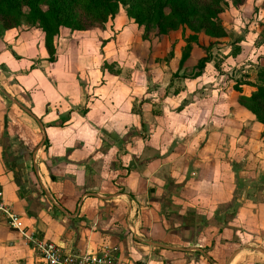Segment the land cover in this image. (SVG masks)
<instances>
[{
  "label": "crops",
  "instance_id": "1",
  "mask_svg": "<svg viewBox=\"0 0 264 264\" xmlns=\"http://www.w3.org/2000/svg\"><path fill=\"white\" fill-rule=\"evenodd\" d=\"M32 35L0 33V185L28 233L75 254L112 251L123 264L264 262L254 254L264 240V178L255 174L264 161L262 145L250 142L259 128L250 113L237 103L223 110L218 94L194 95L208 78L180 79L192 57L168 69L152 47L126 80L96 57L118 54V36L79 43L82 66L68 40L55 42L49 62L44 39L34 45ZM0 264H41L2 214Z\"/></svg>",
  "mask_w": 264,
  "mask_h": 264
},
{
  "label": "rangeland",
  "instance_id": "2",
  "mask_svg": "<svg viewBox=\"0 0 264 264\" xmlns=\"http://www.w3.org/2000/svg\"><path fill=\"white\" fill-rule=\"evenodd\" d=\"M224 1L226 6H223V12L218 15L216 20L217 26L224 30V35L221 38H210L204 36L203 32L195 33L188 28H185L184 30L178 29L176 31H169L166 36H160V39H158L159 41H156V29L154 25L144 24L138 26L133 18L138 17L139 14H144L143 11L147 8L148 2L144 5L145 0L144 2L143 0H127V2H130L133 5H126L121 2L115 18L113 20H108L103 26H92L84 31L64 27L60 28L57 37L54 38V46L55 42L58 46V42L59 40L61 41V39L68 40L70 46L69 53L71 58L74 57L72 58V62H77V64L79 63L82 65L84 63V58L79 57L80 61H77V49L79 43L84 40L88 41L89 39L99 43H104L106 41L110 42L111 39L113 40L118 36L119 41L116 43L120 45L116 47V52H118V54L114 55L115 52L113 50L109 51V48H105L99 50L96 57L101 53L99 60L102 62L101 68L103 72L104 70H107L112 73L117 72L118 74H121V71L125 70L126 74L124 73V78L126 75V80L131 78L134 80L138 77L136 73L143 70L144 63L150 58L149 50H151L152 47H158V51L160 52L154 56V63H160L162 64V67L168 66L169 69L170 64L177 62L181 58L188 36L196 34L199 38L198 44H202V46H209L211 44L209 49L211 63L207 69L205 68L202 70V74H204L203 78L205 75L206 78H208L206 84L201 87H194V95L198 93V98H203L204 96L218 94V96H215V99L216 101L223 99V107H225L223 110H226L227 108L231 110V108L235 106V103L240 106L238 102V97L240 95L251 96L252 92L256 90V87L260 85L258 74L264 67V0H241V3H237L236 0ZM142 5H144V10L139 12L133 10L132 18L128 15L125 20L122 19L121 15H127V11L129 10L127 9L128 6L132 9L134 6L140 7ZM24 12L27 11L25 10ZM25 17L21 16L17 29L26 34H28V31L34 30L37 34L35 37L32 35L34 40L33 43L35 45V42L39 39L40 35L43 39L44 35L40 29L34 28L28 24ZM122 34L125 37H122ZM42 38L39 40L41 41ZM155 42H159V44H156ZM85 43L88 44L89 42ZM198 44H189L192 46V56H190L192 58L190 59L193 61H190L188 64L193 62H196L197 64L198 60L204 56L205 52ZM66 45L67 43H65V46ZM100 46L101 45L99 44V47ZM103 47L105 46H101V48ZM58 50L59 54H61V47H59ZM163 50H165V52L168 51L165 57L162 53ZM110 53L113 54L111 55ZM46 59L48 61V58ZM195 67L191 72V67H188L186 71L180 73L181 76L178 72H176L178 76L171 72L172 74H169L170 78L167 76L168 79H166V82L165 80L162 81L158 87H154L155 90L160 88L161 91L163 90L164 92V87L167 86L166 83H168L169 87L171 82L174 81V78H179V76L180 79H192L193 75L197 73ZM156 70L157 71L154 74H160L159 68H156ZM138 80L139 79H137V81ZM150 80H152V78ZM178 82H182V80H178ZM148 88L149 91L153 89V87ZM238 88L241 90V93L237 92ZM161 91L159 90L158 92ZM171 91L172 88L170 87L169 92ZM192 95L193 88L190 91V96ZM241 108L238 111L244 113L247 111L243 106H241ZM251 115L248 114L249 117L253 118V122H255V124L257 123V126H259L260 129L255 127L256 131L252 132V141L250 142L256 146L262 145V156L257 157V159L264 161V125L259 124L255 117L253 115L252 117ZM242 122H244V120ZM245 165H248V161L245 162ZM252 168L251 164L247 166L249 172L252 171ZM255 174L258 175L259 178H264V164L262 169L255 168ZM253 175L254 174H252L251 178H253ZM262 190H264V184H262ZM257 195H259V193ZM256 198L257 202L263 201V198L261 197ZM235 204L238 205L234 202L230 207V213L235 212ZM261 233L264 235V232ZM262 242L261 249L259 250L257 248L258 250H256L254 254L260 256L264 260V240ZM259 264H264V262H260Z\"/></svg>",
  "mask_w": 264,
  "mask_h": 264
},
{
  "label": "trees",
  "instance_id": "3",
  "mask_svg": "<svg viewBox=\"0 0 264 264\" xmlns=\"http://www.w3.org/2000/svg\"><path fill=\"white\" fill-rule=\"evenodd\" d=\"M224 0H143L144 5L128 6L127 15L132 16V11L144 10V14L133 17L138 26L144 24L154 25L156 29L155 40L160 36H166L169 31L188 28L195 33L203 32L204 36L210 38H221L224 30L217 26L218 15L223 12ZM241 3V0H236ZM130 5L127 0H0V33L17 28L21 16L32 27L40 29L44 35V46L48 53V61L55 59L54 38L58 35L60 28L84 31L92 26H103L108 20L115 18L120 3ZM133 5V4H131ZM27 12H24V11ZM18 20V21H17ZM198 36L192 34L188 36L181 58L178 61V70L182 69L184 63L190 58L192 46L198 44ZM154 41V40H153ZM159 41V40H158ZM159 44V42H155ZM205 54L202 56L195 69L197 73L193 79L202 75V70L211 63L209 46H202ZM178 72V71H177ZM177 75V73L175 74ZM260 85L252 92L251 96L240 95L238 102L249 113H251L258 123L264 124V67L258 74ZM238 93H241L239 88ZM4 162L10 159L6 152L3 153ZM16 180V178H15ZM20 180L16 183L20 187ZM193 219H202L194 216ZM203 227H207V221H203ZM200 229V228H199Z\"/></svg>",
  "mask_w": 264,
  "mask_h": 264
},
{
  "label": "built area",
  "instance_id": "4",
  "mask_svg": "<svg viewBox=\"0 0 264 264\" xmlns=\"http://www.w3.org/2000/svg\"><path fill=\"white\" fill-rule=\"evenodd\" d=\"M0 214L8 225L19 232L32 245V250L41 264H123L112 251L75 254L66 251L61 245L41 240L36 232L28 233L20 218L5 204L0 185Z\"/></svg>",
  "mask_w": 264,
  "mask_h": 264
}]
</instances>
